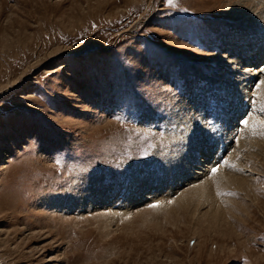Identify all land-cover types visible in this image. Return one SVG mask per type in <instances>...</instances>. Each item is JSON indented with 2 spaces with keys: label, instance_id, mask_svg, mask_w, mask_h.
Wrapping results in <instances>:
<instances>
[{
  "label": "rangeland",
  "instance_id": "374dc122",
  "mask_svg": "<svg viewBox=\"0 0 264 264\" xmlns=\"http://www.w3.org/2000/svg\"><path fill=\"white\" fill-rule=\"evenodd\" d=\"M254 40L264 0H0V264H264Z\"/></svg>",
  "mask_w": 264,
  "mask_h": 264
},
{
  "label": "bare ground",
  "instance_id": "6f19581e",
  "mask_svg": "<svg viewBox=\"0 0 264 264\" xmlns=\"http://www.w3.org/2000/svg\"><path fill=\"white\" fill-rule=\"evenodd\" d=\"M249 2V3H255L256 0H246V2ZM261 1V0H260ZM238 3V2H237ZM251 14L254 13V11H251L250 12ZM256 21V20H255ZM253 22V21H252ZM247 38H248V35L247 34H244ZM246 39V38H245ZM230 40V39H229ZM233 42V41H232ZM252 42V41H251ZM257 40H254L252 42L253 46H257L255 49L256 52H250L248 50V48H246L247 46V43L246 41H242V42H236L237 44L233 45V49L235 52H240L239 54L241 55H244V57L246 58V61H252L259 56L261 55L262 53H264V45H259L257 44ZM251 45V44H250ZM231 46V45H230ZM261 48V49H260ZM252 49V48H251ZM243 51H245V53H243ZM240 55V56H241ZM234 56V55H233ZM236 56V55H235ZM233 58V57H232ZM232 58H230L229 60L227 59L226 63H229L230 64H233L231 63V61H234L232 60ZM255 63V62H254ZM252 65V64H251ZM250 66V65H249ZM249 66H243L242 70L240 71L242 74L239 76V82L240 84L238 85V88H240L242 91H240L242 94L244 92H246L247 88H248V83L246 84H243L241 80L245 81L247 79H253V76H254V71H253V67H249ZM245 67V68H244ZM246 82V81H245ZM229 88V86H228ZM227 88V89H228ZM254 92V91H253ZM236 93V91L234 92ZM259 93L261 95L264 94V86H262L260 88V91ZM264 96V95H263ZM223 114V113H222ZM233 115V114H232ZM234 116V115H233ZM230 118V117H229ZM232 118V117H231ZM188 119V118H187ZM232 120V119H231ZM234 121V120H233ZM248 136V135H247ZM238 138V137H237ZM191 141V139H190ZM246 142V141H245ZM239 144V143H238ZM244 143H240V145H243ZM205 145V144H204ZM198 146V145H197ZM236 151V150H235ZM235 155V154H234ZM215 156V155H214ZM180 157V156H179ZM190 157H191V154L190 156L188 155H185L183 154L180 159H178V162H176V166H179V165H183L184 163V160H187L185 162V165H183L186 169V171H183V172H188L190 171V167L193 166V158L190 160ZM231 159V158H230ZM233 160V159H232ZM236 160V159H235ZM215 161V160H214ZM238 164V163H237ZM222 165V164H221ZM218 167V166H217ZM213 168V167H212ZM176 170H178L177 168H175ZM193 171V170H192ZM195 171H193L192 173H194ZM197 172V171H196ZM200 172V171H199ZM198 172V173H199ZM225 172V171H224ZM177 175H179L177 172H176ZM181 177V176H180ZM219 179L223 180V181H227V182H230V183H234L235 187L236 188H239L241 189L242 193L245 194L248 197H250V194L251 192L254 190V187L255 186L252 182H249L248 180H245V178H241L240 180H237V179H234L230 176V174H221L217 176ZM251 180V179H250ZM222 185V184H221ZM196 186V184H195ZM224 187V186H223ZM242 194V195H243ZM244 195V196H245ZM256 195V193H255ZM254 195V198H253V201H257V198L258 197H255ZM252 199V198H251ZM245 200H248V199H245ZM176 201L178 203V207L181 208L180 210L182 211H186V212H189V213H193L195 212L196 210H198V208L200 206H205L207 209L206 211H208L209 213L213 214L214 217H220V218H224L225 217V213L223 210V205H221V199L219 196H217L214 192V189L213 187H208L207 183H197V187L195 188L194 187V190H191V192H185V193H181L179 192L178 196L176 197ZM244 201V200H243ZM249 201V200H248ZM245 203V201H244ZM247 204V202H246ZM252 204V202H251ZM250 204V205H251ZM254 204V202H253ZM262 204V202H261ZM230 205V204H229ZM258 204H256L257 206ZM245 206V205H244ZM247 207V206H246ZM257 208V207H256ZM164 209V208H163ZM167 209V208H166ZM244 209V208H243ZM170 211V210H169ZM219 219V218H218ZM197 220V219H196ZM198 221V220H197ZM217 221V220H216ZM221 221V220H220ZM223 221H221L222 223ZM196 224V222H195ZM216 224V223H215ZM219 224V223H218ZM222 225V224H221ZM225 225V224H224ZM107 227V226H106ZM234 240V239H233ZM229 242V241H228ZM240 248V247H239ZM250 252V251H249ZM235 253V252H234ZM202 254V253H201ZM232 254V253H231ZM230 255V254H229ZM203 259V258H202ZM193 260V258L191 259ZM195 261V260H194ZM216 262V261H215ZM192 263V262H191ZM193 264V263H192Z\"/></svg>",
  "mask_w": 264,
  "mask_h": 264
},
{
  "label": "snow or ice",
  "instance_id": "6c2138e0",
  "mask_svg": "<svg viewBox=\"0 0 264 264\" xmlns=\"http://www.w3.org/2000/svg\"><path fill=\"white\" fill-rule=\"evenodd\" d=\"M169 2H171V0H169ZM262 86H264V81H259V82L257 83V85H256V88L259 89V88H261ZM255 95L259 96V95H260L259 91H257V92L255 93ZM242 123H244L245 125H247L248 121H247V120H244V121H242ZM260 123H261L262 125H264V121H261ZM225 163H227V161H225ZM216 171H218L217 168H213V169H212V172H213V173H215ZM150 206H151V207H156V206H158V205H150Z\"/></svg>",
  "mask_w": 264,
  "mask_h": 264
}]
</instances>
